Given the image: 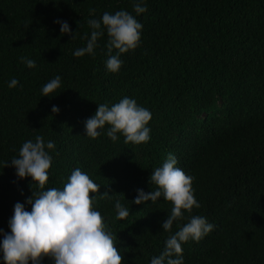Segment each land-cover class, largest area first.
I'll return each instance as SVG.
<instances>
[{
	"label": "trees",
	"instance_id": "1",
	"mask_svg": "<svg viewBox=\"0 0 264 264\" xmlns=\"http://www.w3.org/2000/svg\"><path fill=\"white\" fill-rule=\"evenodd\" d=\"M136 3L147 11L137 14ZM121 10L143 28L139 46L120 54V70L106 67V30L94 56L76 57L92 32L88 20ZM58 19L68 22L71 35H61ZM57 75L61 87L43 96ZM13 78L19 83L10 88ZM124 97L151 112V139L125 144L118 133L114 142L110 125L88 137L85 121L99 104L111 107ZM36 136L55 145L46 149L52 156L46 189L62 190L77 168L101 186L93 208L122 264H151L196 215L214 229L199 242L182 243L184 264H264V0H0V228L6 232L17 202L31 211L33 190L31 177L18 178L5 163ZM169 153L193 177L200 207L184 211L167 232L162 223L171 202L133 201L138 189L155 190L150 176ZM117 200L129 210L126 219H117Z\"/></svg>",
	"mask_w": 264,
	"mask_h": 264
},
{
	"label": "clouds",
	"instance_id": "2",
	"mask_svg": "<svg viewBox=\"0 0 264 264\" xmlns=\"http://www.w3.org/2000/svg\"><path fill=\"white\" fill-rule=\"evenodd\" d=\"M134 11L141 14L147 11L141 3L134 4ZM61 25V35H71L72 30L66 21L56 20ZM88 25L92 29L86 47L78 48L74 55H95V47L99 37L108 35L106 67L116 73L123 61L120 54L135 50L141 40L143 25L128 11L121 10L111 14L105 12L100 20L90 19ZM103 26V28H102ZM74 36H72V39ZM113 50H117L113 55ZM29 68L35 67V61L20 58ZM18 80L13 78L9 87L14 88ZM61 87V77L56 76L42 88L43 96H52ZM57 106L52 107L58 113ZM152 119L151 112L137 104L135 99L124 97L111 107L99 104L95 114L85 121L86 135L96 139L98 129L110 125L107 131L112 141L118 139V133L125 137V144L147 143L150 139ZM52 141L45 143L42 136H36L35 142L23 143L17 158L11 159V166L20 179L31 177L33 195L27 199L31 211L25 210L22 203L14 205V214L9 220L10 232L0 228L3 235L0 241V252L5 264H42L45 258L53 264H122L123 256L117 250L113 234L106 230L104 218L93 208V193L100 192V185L79 168L75 169L63 189L47 188L52 156L46 149H54ZM177 158L169 153L161 167L153 170L150 184L155 190L145 192L138 189L135 204L156 202L163 197L173 205L170 214L162 223L164 231L170 232L174 222L184 218V211L191 213L200 204L194 196L193 177L177 167ZM109 193L105 192L103 196ZM117 219H126L129 210L119 200L115 203ZM214 225L203 216H190L189 221L170 235L165 248L159 256L153 257L151 264H184L182 243L190 239L199 242L213 231Z\"/></svg>",
	"mask_w": 264,
	"mask_h": 264
}]
</instances>
